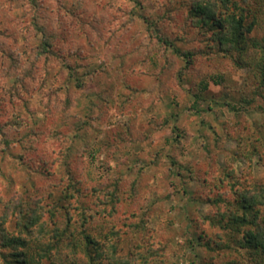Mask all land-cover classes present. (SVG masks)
<instances>
[{"label": "rangeland", "instance_id": "1", "mask_svg": "<svg viewBox=\"0 0 264 264\" xmlns=\"http://www.w3.org/2000/svg\"><path fill=\"white\" fill-rule=\"evenodd\" d=\"M190 1L0 0V218L34 253L69 225L134 264L248 263L211 219L264 184V90Z\"/></svg>", "mask_w": 264, "mask_h": 264}, {"label": "trees", "instance_id": "2", "mask_svg": "<svg viewBox=\"0 0 264 264\" xmlns=\"http://www.w3.org/2000/svg\"><path fill=\"white\" fill-rule=\"evenodd\" d=\"M191 21L195 27L210 32L211 52L232 58L240 67H248L252 74L257 91L264 90V37L261 41L249 36L252 30L264 23V0H191ZM165 44L185 60L186 67L193 60L191 50L183 51L171 41L160 38ZM251 50V52H249ZM42 53L50 52V43L45 40L41 45ZM220 76H217V78ZM217 83V79L215 81ZM204 87L207 83H202ZM254 98L245 97L249 105ZM5 143L8 144L7 140ZM235 199L227 201L226 208L212 217L214 226L225 232L230 243L220 244L221 248L234 246L244 252L247 264H264V184L253 188H241L235 191ZM221 202V199L218 200ZM30 212V213H29ZM17 221L21 231L31 234L36 225H42L36 210H28ZM67 225L63 231L54 230L53 243L39 247L34 253L30 246V238L9 234L3 227L0 218V258L2 264H39L42 259L56 264H79L62 259V246H68L75 253L81 251L85 263L81 264H134L132 259L112 252L106 253L104 244L96 239L88 230L82 229L79 236L70 231ZM66 232L68 242L63 245ZM232 244V245H231ZM65 248V247H64ZM54 252V253H53ZM55 258V259H54ZM145 264L143 261L142 263ZM230 264H235L233 261Z\"/></svg>", "mask_w": 264, "mask_h": 264}]
</instances>
